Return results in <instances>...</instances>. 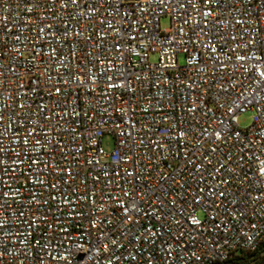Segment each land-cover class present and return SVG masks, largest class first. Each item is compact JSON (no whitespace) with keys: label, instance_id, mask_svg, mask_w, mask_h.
Returning a JSON list of instances; mask_svg holds the SVG:
<instances>
[{"label":"built area","instance_id":"obj_1","mask_svg":"<svg viewBox=\"0 0 264 264\" xmlns=\"http://www.w3.org/2000/svg\"><path fill=\"white\" fill-rule=\"evenodd\" d=\"M262 243L264 0H0V264Z\"/></svg>","mask_w":264,"mask_h":264},{"label":"rangeland","instance_id":"obj_2","mask_svg":"<svg viewBox=\"0 0 264 264\" xmlns=\"http://www.w3.org/2000/svg\"><path fill=\"white\" fill-rule=\"evenodd\" d=\"M160 28L167 29L169 27V19L167 16H162L159 20ZM179 63H182V58L178 59ZM252 112H246L238 117V126L240 128H246L250 125L252 120ZM101 146L106 154H109L113 150L114 141L112 136L106 134L101 138Z\"/></svg>","mask_w":264,"mask_h":264},{"label":"trees","instance_id":"obj_3","mask_svg":"<svg viewBox=\"0 0 264 264\" xmlns=\"http://www.w3.org/2000/svg\"><path fill=\"white\" fill-rule=\"evenodd\" d=\"M261 253H264V243H262L261 247L259 248L258 251H256V253L252 254V256H259Z\"/></svg>","mask_w":264,"mask_h":264}]
</instances>
